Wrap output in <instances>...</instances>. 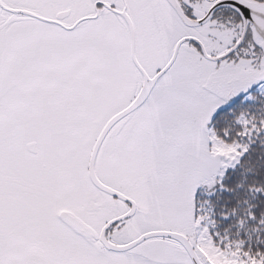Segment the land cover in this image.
I'll return each mask as SVG.
<instances>
[{"label":"snow or ice","instance_id":"6c2138e0","mask_svg":"<svg viewBox=\"0 0 264 264\" xmlns=\"http://www.w3.org/2000/svg\"><path fill=\"white\" fill-rule=\"evenodd\" d=\"M0 264H264V0H0Z\"/></svg>","mask_w":264,"mask_h":264}]
</instances>
